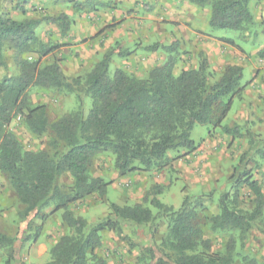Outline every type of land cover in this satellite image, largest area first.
Wrapping results in <instances>:
<instances>
[{
  "label": "trees",
  "instance_id": "trees-1",
  "mask_svg": "<svg viewBox=\"0 0 264 264\" xmlns=\"http://www.w3.org/2000/svg\"><path fill=\"white\" fill-rule=\"evenodd\" d=\"M185 1L197 8L209 9L208 26L212 30L242 31L254 22L250 0ZM40 22L53 23L61 31L69 28L64 14L22 21L0 15V66L5 60L3 49L8 48L19 67L18 75L0 80V174L23 207L19 221L26 222L24 231L31 227L33 220L42 222L49 215L61 212V221L69 233L50 248V259L45 264H106L96 254L102 233L110 231L131 240L130 227L150 229L158 216L142 203L131 206L111 203L109 215L89 224L75 216L70 205L93 195L102 198L106 194L108 183L91 175L93 163L100 155H110L115 171L125 176L162 166L171 150L192 151L194 143L190 135L194 126L220 125L234 99L241 97L243 70L240 66L228 65L220 78L214 80L207 59L200 52L197 67L181 70L177 75L173 57L152 68L145 77L128 74L120 68L110 73L113 54L124 56L116 44L118 53L110 49L83 78L68 81L58 62L40 63L42 57L56 48L38 39L35 28ZM30 55L35 58L28 60ZM29 87L73 93L77 108L51 121L44 105H28ZM86 98L89 108L85 112ZM262 101L264 105V97ZM18 115L32 136L38 139L48 136L47 150H25L8 131L7 126ZM231 130L223 128L224 133H232ZM249 137L252 148L256 137L252 134ZM256 144L255 148L262 147L264 141ZM252 152L239 159L229 182L236 189L232 202L238 197L237 189L246 187L254 197L253 210L245 213L235 206L230 208L229 196L222 194L218 200L219 213L208 221L212 231L228 235L222 251H214L210 239L205 238L201 220L189 199L172 210L152 198L150 204L159 216L168 220L167 234L159 243L152 236L148 238V246L139 248L135 263L232 264L233 234L242 240L251 230L253 220L264 210L263 194L246 164ZM63 178L69 179V186H62ZM160 191L155 188L154 195ZM49 208L52 211L46 214ZM40 226L34 228L32 239L40 232ZM1 248L7 250L4 264H11L13 240L2 233ZM246 263L258 264L254 260Z\"/></svg>",
  "mask_w": 264,
  "mask_h": 264
},
{
  "label": "rangeland",
  "instance_id": "rangeland-1",
  "mask_svg": "<svg viewBox=\"0 0 264 264\" xmlns=\"http://www.w3.org/2000/svg\"><path fill=\"white\" fill-rule=\"evenodd\" d=\"M101 1L0 0V15L22 21L40 20L64 14L68 18L69 29L67 31H61L53 23L40 22L35 28V34L42 43L56 46L51 53L41 58V65L58 62L68 81L83 78L95 65H81L75 71L71 67L75 65L70 66L69 61L65 62L64 58L59 56L63 48L71 45L67 44L66 40L71 33V28L73 31L75 28L71 22L86 16L88 12L97 10L91 13L98 16L102 13L110 16L111 12H115L116 16L111 15V25L105 27L109 34L114 32L117 35L115 40L113 39L115 43L101 50L99 54L103 55L110 49L115 51L117 44L124 56L113 54L109 72L112 73L116 68H120L137 77H145L152 68L164 64L168 57L176 60L174 67L176 75L181 70L197 67L200 54L197 47L200 50V46L190 48L188 45L190 41L186 42L188 38L186 28L180 31L179 36L172 28V24L176 23L179 27L184 21L185 27L193 25L196 36L203 40L197 43L204 42L203 44L209 51L205 52L201 49L207 59L212 79H219L224 68L234 63L243 70L241 85H244V90L249 88L252 92H257L258 101L256 104H250L245 120L236 116L242 106L241 99L237 98L234 99L231 110L220 125L196 124L190 135L194 149L191 151L179 148L169 151L166 154V161L158 168L121 176L113 168V158L107 154L100 155L91 167V175L101 177L108 183L105 196L102 198L96 195L90 196L70 205V210L88 224L109 215L111 203L118 206L142 203L153 215L158 216V221L150 229L147 226L130 227L131 240L124 239L110 231L102 233L101 245L96 250V254L103 257L106 264H136L139 248L148 246V238L152 236L159 243L166 236L168 220L163 215L159 216L158 210L150 204L152 198L172 210H177L185 199H189L201 220L200 224L203 226L205 238L210 239L214 251H222L228 235L224 232L212 231L208 221L219 213L218 200L222 194L229 196L227 203L230 208L235 206L245 213H251L253 210L254 197L250 190L246 187L237 189L238 197L235 202H232L236 189L229 182L239 159L251 151L254 152L251 153L246 163L247 168L251 178L261 189L264 198V145L255 148L257 141H264L262 101L264 97V1H249L254 22L242 31L210 29L206 23L209 18V9L197 8L185 0L178 1L184 3L188 11L184 15L189 21L183 17L176 18L180 10V7L176 6L173 7L176 11L173 15L174 20L163 17L159 0ZM162 1L168 2V0ZM164 9L167 14H171L167 7ZM118 13L122 14L117 17ZM130 13H133L134 18L127 19V26L123 32L125 35L122 36L117 27L126 20L124 17ZM158 25L161 28H157ZM131 34L133 35L130 37ZM150 47H155V49L150 50ZM115 53H118L117 50ZM3 54L5 60L0 66V80L19 73V67L12 60L13 51L4 48ZM30 57L28 60L34 59L35 55H30ZM257 74L260 75L259 86H251ZM26 99L30 107L44 105L51 121L77 108L76 96L73 93L29 87L26 91ZM88 108L89 100L86 98L85 112ZM223 128L232 129V133H224ZM7 129L21 142L25 150H47L48 136L39 139L32 136L19 115L13 118ZM250 134L256 137L252 148ZM61 184L66 187L69 186L70 181L63 178ZM155 188L161 189L160 193L154 195ZM22 210L23 207L18 203L8 182L0 174V233L13 240L14 254L11 264H36L34 258L30 256L34 253V247L38 246L41 241H45L47 248L44 253L42 247L39 249V255H43L38 258L37 264H45L50 259V248L61 236L68 234L69 230L61 221V212H55L45 221L33 220L31 227L24 231L27 224L19 221V213ZM51 211L52 208H49L45 213L49 214ZM37 226H40L41 230L32 239L35 234L34 228ZM233 236L235 237V251L232 264H247L246 261L249 260L264 264V210L261 216L253 220L251 230L242 240H238L235 233ZM6 258L7 250L1 248L0 264H4Z\"/></svg>",
  "mask_w": 264,
  "mask_h": 264
},
{
  "label": "crops",
  "instance_id": "crops-1",
  "mask_svg": "<svg viewBox=\"0 0 264 264\" xmlns=\"http://www.w3.org/2000/svg\"><path fill=\"white\" fill-rule=\"evenodd\" d=\"M159 1H161L160 8L162 9L163 17L169 18L170 20H174L173 15H175L176 11L173 7L176 6V7H180V10L178 11L176 18L183 17L188 20V17L184 15L188 11L186 7L184 6V3H180L181 1H178V0L177 1L168 0V2H163L162 0H159ZM101 2H103V0ZM165 7H167L168 10L171 12L170 15L167 14L166 10L164 9ZM96 11L97 10H94L93 12H96ZM91 12H88L86 16L80 17L78 20L76 19L75 21L71 22L72 25H75V28H74V31L71 28L70 35L66 37L67 44H71V45L63 48L62 52L59 55V56H62V58H64L65 62L69 61L70 66L75 65V66H71L75 71H77L78 70L77 68L81 65L90 66L91 64H96L97 62H99L102 57V55L99 54V52L101 50H104L105 48H108L109 46H112L115 43L113 39L115 40L117 36L114 32L112 33L110 32L109 34V32H107V29H105L106 26L111 25V19H112L111 15L116 16L115 12H111L110 16L107 13L105 14L102 13V15L98 16L96 14L94 15ZM118 14L119 15H117V17L120 16L122 13H118ZM84 18H86L87 20L86 19L83 20ZM124 18L126 20L120 26L117 27L119 34L122 36L125 35L123 32H124V28L127 26V22H126L127 19L134 18L133 13H130L128 16H125ZM206 23L208 26V20ZM172 25H173L172 28L176 30L175 34H177V36H179L180 31L186 28L187 30L186 34L188 36V38L186 39V42L188 43L190 41V44H188L190 48L192 46L197 45V46H200L202 51L209 52L207 51L206 45L203 44L204 42H199L200 44L197 43L198 41H203V40L196 36L195 31L193 30V25L185 27L184 21H182V25L179 27L176 25V23ZM157 28H161L160 25H158ZM132 35L133 34H131L130 37ZM197 49H198V53L199 52L203 53L201 49L199 50V47H197ZM259 81H260V75L257 74L251 86H254V85L259 86ZM240 99H241L240 102L242 106L236 116H239V118L245 120L248 116L247 109H249L250 104L251 103L256 104L258 101L257 92L254 93L252 92L251 89L246 88L244 92L242 93ZM245 104L247 106H245ZM41 247L44 253V250H46L47 248V246L45 245V241H41L38 244V246H35L34 253L30 256L31 258H34V262L36 264L39 262L38 258L43 255V254L39 255V249Z\"/></svg>",
  "mask_w": 264,
  "mask_h": 264
}]
</instances>
